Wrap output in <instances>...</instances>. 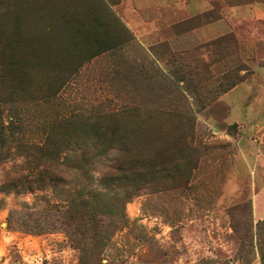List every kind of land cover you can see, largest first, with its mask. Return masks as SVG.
<instances>
[{
    "label": "rangeland",
    "instance_id": "obj_1",
    "mask_svg": "<svg viewBox=\"0 0 264 264\" xmlns=\"http://www.w3.org/2000/svg\"><path fill=\"white\" fill-rule=\"evenodd\" d=\"M211 2L177 23L124 0H0V48L21 58L27 85L3 105L6 120L38 142L47 114L128 111L118 145L131 165L111 180L123 156L113 151L86 178L63 168L56 189L0 191V264H264V20L204 43L193 34L223 6L264 0ZM20 162H0V188ZM84 184L102 208L97 242H73L44 218L48 206L70 210Z\"/></svg>",
    "mask_w": 264,
    "mask_h": 264
},
{
    "label": "trees",
    "instance_id": "obj_2",
    "mask_svg": "<svg viewBox=\"0 0 264 264\" xmlns=\"http://www.w3.org/2000/svg\"><path fill=\"white\" fill-rule=\"evenodd\" d=\"M215 19L217 18H213L211 22ZM3 34L4 32L0 33V40ZM4 36L7 38L6 44L9 48L18 42L16 35ZM212 44L214 43L209 45ZM20 60L16 52L9 53L4 48H0V162L21 160L16 165L17 176L6 177L2 181L0 191L33 192L47 185L56 189L64 184L63 168L67 172L76 171L86 178L99 158L111 161L108 159V154L113 151L123 156L109 166L107 176L111 180L119 181L120 175L128 174L131 168L127 162L130 148L123 144L118 145L120 140L128 136H121L122 132L118 126L121 119L129 117L128 111L118 110L115 113L98 114L94 121L85 116L59 118L47 114L42 117L39 131L42 138L38 142L23 136V126L18 117L15 116L10 122L6 120L3 105L12 101L19 91L24 88L27 90L25 78H18L17 72H25ZM55 80L48 79L42 84L40 93L44 94L45 100H49L54 95ZM80 194L81 196L72 202L70 210L62 211L58 207L48 206L43 212L44 218H59V221L50 224L51 229H63L73 242L78 243L87 239L97 242L102 237L103 228L102 208L97 192L84 184ZM44 227L48 229L47 226ZM258 230L264 231V220L258 223ZM261 261L264 263L263 252H261Z\"/></svg>",
    "mask_w": 264,
    "mask_h": 264
},
{
    "label": "crops",
    "instance_id": "obj_3",
    "mask_svg": "<svg viewBox=\"0 0 264 264\" xmlns=\"http://www.w3.org/2000/svg\"><path fill=\"white\" fill-rule=\"evenodd\" d=\"M128 2L134 12L155 10L158 14L156 21L167 17V22H180L193 19L212 11L211 0H124ZM219 13L221 18L206 25L197 27L193 34L201 42H209L220 36L236 33V29L247 25L250 20L260 24L264 20V5L252 4L250 6H223ZM161 17V18H159ZM231 92L226 96L229 97ZM225 96V97H226Z\"/></svg>",
    "mask_w": 264,
    "mask_h": 264
}]
</instances>
